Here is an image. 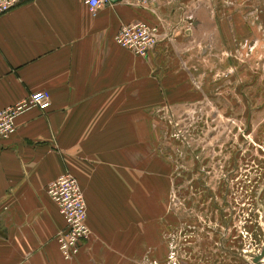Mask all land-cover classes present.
<instances>
[{
	"label": "crops",
	"instance_id": "1",
	"mask_svg": "<svg viewBox=\"0 0 264 264\" xmlns=\"http://www.w3.org/2000/svg\"><path fill=\"white\" fill-rule=\"evenodd\" d=\"M242 1L106 0L91 11L83 0H26L0 15V109L37 90L50 98L45 110L19 112L0 139V264H132L134 236L148 233L150 170L161 167L149 162L147 124L184 90L182 64L207 59L229 42V26L243 25ZM247 4L256 14V0ZM135 21L158 28L148 58L115 42ZM65 172L83 191L90 229L72 260L59 252L64 220L46 192Z\"/></svg>",
	"mask_w": 264,
	"mask_h": 264
},
{
	"label": "rangeland",
	"instance_id": "2",
	"mask_svg": "<svg viewBox=\"0 0 264 264\" xmlns=\"http://www.w3.org/2000/svg\"><path fill=\"white\" fill-rule=\"evenodd\" d=\"M242 2L243 25L182 64L184 90L147 124L161 167L132 264H264V0Z\"/></svg>",
	"mask_w": 264,
	"mask_h": 264
},
{
	"label": "built area",
	"instance_id": "3",
	"mask_svg": "<svg viewBox=\"0 0 264 264\" xmlns=\"http://www.w3.org/2000/svg\"><path fill=\"white\" fill-rule=\"evenodd\" d=\"M26 0H0V15L4 14ZM131 4L138 1L146 4L148 0H126ZM91 11L96 10L106 0H83ZM115 42L136 55L148 58L149 53L158 41V28L145 21L123 24L114 36ZM33 105L40 110L50 106V98L46 91L37 90L27 98L0 109V139L12 135L16 126L15 116L27 106ZM51 200L60 208L64 226L58 230L55 240L64 260H72L82 247L83 240L89 238L90 229L87 224V208L83 191L76 177L65 172L52 180L46 189Z\"/></svg>",
	"mask_w": 264,
	"mask_h": 264
},
{
	"label": "water",
	"instance_id": "4",
	"mask_svg": "<svg viewBox=\"0 0 264 264\" xmlns=\"http://www.w3.org/2000/svg\"><path fill=\"white\" fill-rule=\"evenodd\" d=\"M263 255H264V249H263V251L261 252V254L259 256H256L255 260H257L258 257L263 256Z\"/></svg>",
	"mask_w": 264,
	"mask_h": 264
}]
</instances>
